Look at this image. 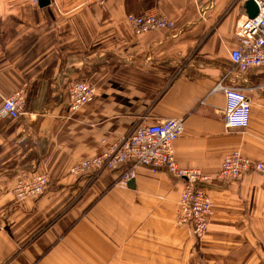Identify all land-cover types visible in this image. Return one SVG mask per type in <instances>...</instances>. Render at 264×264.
<instances>
[{
	"label": "crops",
	"instance_id": "1",
	"mask_svg": "<svg viewBox=\"0 0 264 264\" xmlns=\"http://www.w3.org/2000/svg\"><path fill=\"white\" fill-rule=\"evenodd\" d=\"M244 1L0 0V109L27 85L25 113L0 114V264H264V173L218 177L234 151L264 163V67L241 73L230 59ZM146 12L174 28L136 34L128 15ZM75 80L97 88L78 111ZM219 82L250 98L246 127L226 126ZM168 118L184 119L179 164L212 175L202 240L176 225L183 181L165 169L137 167L127 186L128 163L70 172L137 123ZM35 173L49 175L46 191L17 198Z\"/></svg>",
	"mask_w": 264,
	"mask_h": 264
},
{
	"label": "built area",
	"instance_id": "2",
	"mask_svg": "<svg viewBox=\"0 0 264 264\" xmlns=\"http://www.w3.org/2000/svg\"><path fill=\"white\" fill-rule=\"evenodd\" d=\"M90 5H103L108 0H86ZM259 11L254 17L241 14L236 21L234 35L236 46L230 51V59L236 69L245 73L251 69L264 67V0H255ZM129 23L136 34L154 30L173 29L175 23L155 12L129 14ZM229 75V73H228ZM227 76V75H226ZM27 85L6 97L0 114L18 118L25 113ZM214 90H223L226 94V106L223 110L224 122L228 128L246 127L250 121L251 100L239 87L226 86L219 82ZM97 88L86 80H75L70 84L69 95L71 110L78 111L96 95ZM184 119L168 118L154 124L139 122L117 141L103 150L77 162L70 172L76 176L93 177L103 171L118 170L124 164H130L120 185L127 186L137 167H147L153 172L165 169L183 181L179 199L176 225L191 229L198 240H202L209 229L213 214V201L205 185L212 175L198 167H183L175 154V141L184 133ZM251 171L264 173V163L234 151L223 159L218 173L220 179H240ZM50 184L47 173H35L17 181L13 191L19 199L33 197L46 191ZM0 220V228H2Z\"/></svg>",
	"mask_w": 264,
	"mask_h": 264
},
{
	"label": "water",
	"instance_id": "3",
	"mask_svg": "<svg viewBox=\"0 0 264 264\" xmlns=\"http://www.w3.org/2000/svg\"><path fill=\"white\" fill-rule=\"evenodd\" d=\"M42 6L49 4V0H39ZM244 8L249 17H254L258 14L259 8L255 0H245Z\"/></svg>",
	"mask_w": 264,
	"mask_h": 264
}]
</instances>
